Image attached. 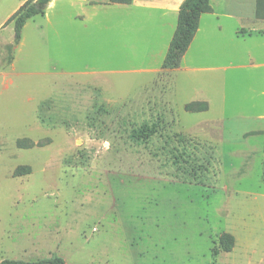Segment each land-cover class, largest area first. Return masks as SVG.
I'll return each instance as SVG.
<instances>
[{
	"label": "rangeland",
	"instance_id": "rangeland-1",
	"mask_svg": "<svg viewBox=\"0 0 264 264\" xmlns=\"http://www.w3.org/2000/svg\"><path fill=\"white\" fill-rule=\"evenodd\" d=\"M24 1L0 0V261L264 264V37L221 17L247 0L169 72L156 10L53 0L15 49Z\"/></svg>",
	"mask_w": 264,
	"mask_h": 264
},
{
	"label": "trees",
	"instance_id": "trees-1",
	"mask_svg": "<svg viewBox=\"0 0 264 264\" xmlns=\"http://www.w3.org/2000/svg\"><path fill=\"white\" fill-rule=\"evenodd\" d=\"M52 0H26L20 7L6 20L3 26L13 25V44L17 46L21 41L22 30L25 24L34 17H43L46 9ZM133 0H107V4L114 5H130ZM264 0L256 1L255 16L264 20ZM262 7V9H261ZM213 9L210 0H184L179 7L177 26L173 37L170 41L169 48L162 62L161 69L171 71L179 68L181 59L188 50L199 27V20L202 14H210ZM205 103L191 102L185 105L186 112H202L206 108ZM136 133V132H135ZM28 142V145H24ZM18 148L42 147L22 139L17 141ZM30 174L29 166L17 167L13 173V177H19ZM234 244V238L230 234H222L219 237V245L226 252L231 251ZM0 264H67L64 260L56 255L49 258L39 259L36 261H21L3 259Z\"/></svg>",
	"mask_w": 264,
	"mask_h": 264
},
{
	"label": "crops",
	"instance_id": "crops-1",
	"mask_svg": "<svg viewBox=\"0 0 264 264\" xmlns=\"http://www.w3.org/2000/svg\"><path fill=\"white\" fill-rule=\"evenodd\" d=\"M52 1L49 3L48 6L51 5ZM183 1L184 0H133V2L126 7H130V6L143 7L146 9H152V10L158 11L160 13V17L164 20V23H163L164 30L163 31L165 33V37L167 39L169 37V44H170V41L173 37V34H174L176 26H177L179 7ZM213 1L214 0H210V4H211V7L213 9V12L210 14H202L200 16L198 30H197L189 48H188V50H192L193 46L196 44L197 40L199 39V37L201 35V32H202L201 22H202V20L205 18H209V16H212L213 19L217 20L215 29L219 32H221V29H222V25L220 22L221 17H225V18L236 17L237 24H236V28H235V32H234L236 38L246 40V39L254 38L256 36L264 37V20H259L255 16V4L252 5L251 0L245 1L246 3H248V5H246L244 3V1H242V3H243V5L241 7L242 11L239 12V16H234L230 13H227V14L223 13L221 15V17L216 14V12L213 8ZM117 5L123 6L120 4H117ZM246 11H248L247 13H249V14H247V13L245 14ZM21 38H22V36H21ZM169 44H168V48H169ZM17 46H15V49L17 48ZM168 48H167V50H168ZM166 53H167V51H166ZM166 53H165V55H166ZM183 57H182V59H183ZM164 58H165V56H164ZM245 61L247 64L250 63L249 60H247V59H245ZM12 63H11V65H12ZM11 65H9V66H11ZM179 68H177V69H179ZM177 69H175V70H177ZM162 71H164V70H162ZM167 72H169V71H167Z\"/></svg>",
	"mask_w": 264,
	"mask_h": 264
}]
</instances>
